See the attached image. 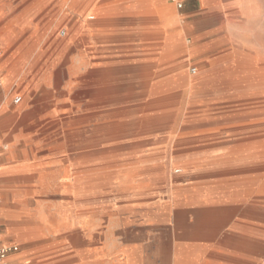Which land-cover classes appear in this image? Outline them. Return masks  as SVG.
<instances>
[{
	"label": "rangeland",
	"instance_id": "1",
	"mask_svg": "<svg viewBox=\"0 0 264 264\" xmlns=\"http://www.w3.org/2000/svg\"><path fill=\"white\" fill-rule=\"evenodd\" d=\"M91 1L0 0V44L62 42L43 67L64 88L39 96L51 106L19 111L23 97L0 85V168H24L0 176L11 243L25 249L26 235L45 264H264V14L213 20L216 44H190L188 29L182 56L155 67L170 69L169 90L101 112L84 102L89 46L72 44L95 21ZM211 206L233 208L211 234L174 218ZM243 234L260 247L238 250Z\"/></svg>",
	"mask_w": 264,
	"mask_h": 264
},
{
	"label": "crops",
	"instance_id": "2",
	"mask_svg": "<svg viewBox=\"0 0 264 264\" xmlns=\"http://www.w3.org/2000/svg\"><path fill=\"white\" fill-rule=\"evenodd\" d=\"M97 4L93 9L95 21L78 25L82 27L83 35L77 43L73 37L72 44L81 42L89 46V68L82 78L84 102L89 110L99 107L101 112L113 98L118 101L134 96L155 98L169 90L174 80L170 69L164 67L157 72L155 67L158 63L167 64L173 56H182L177 44L188 29L190 44H216L214 33L217 28L213 20L264 14L261 0H98ZM175 7L182 9L180 16L192 19L181 22L180 16L175 15ZM53 44L62 42L52 40L45 44L30 35L17 44H0V51L5 54L0 58V85L5 88L2 90L4 94L7 90L18 92L14 98L20 97L21 100L14 105H20L23 97L24 103L19 111L36 113L51 106L41 102L39 96H54L58 90L64 89L57 74L44 73L47 54ZM3 156L7 162L12 160L10 150ZM21 169L24 168H0V176L13 177ZM0 183V186H10L2 179ZM13 218L0 205V246L18 247V252L7 257L8 264H45L33 254V248H30L32 239L25 238L26 235L19 238L26 242L25 249L11 243L17 241L12 238V225H8ZM30 257L32 262L26 263ZM80 264H87V261Z\"/></svg>",
	"mask_w": 264,
	"mask_h": 264
},
{
	"label": "bare ground",
	"instance_id": "3",
	"mask_svg": "<svg viewBox=\"0 0 264 264\" xmlns=\"http://www.w3.org/2000/svg\"><path fill=\"white\" fill-rule=\"evenodd\" d=\"M97 78H99V77H97ZM180 82L184 85H186V83H187L185 81V79L183 81H180ZM98 96H99V94H98ZM166 152L168 153V149H166ZM153 159L154 158L152 156L147 158V160H153ZM165 173L167 175L168 171L166 170ZM7 182H9V181H7ZM249 211L253 212V209L249 208ZM232 212H233V208H229V207H216V206L201 207V208L196 209V210L191 211V212L176 211L174 213V218L178 223H181V222H184V220H186L187 214L190 213L195 220V226L193 228V232H198V233H203V234H211V232L213 230L217 229L218 227H220L221 225L226 223L229 218H231L230 216L233 215ZM168 219H169V212L165 211L164 216H163V221L167 222ZM257 242L264 244V240H261V238L259 241L257 240ZM257 242L252 241L251 238H249L248 236L243 234L240 236V239L238 240L237 249L240 251L245 250L247 247L251 250L252 249H258L260 246H259V244H257ZM184 259L185 260L182 261V264H193V262L190 259H187L186 257ZM119 264H130V260L128 259L126 262H123V263L121 261V263L119 262Z\"/></svg>",
	"mask_w": 264,
	"mask_h": 264
},
{
	"label": "built area",
	"instance_id": "4",
	"mask_svg": "<svg viewBox=\"0 0 264 264\" xmlns=\"http://www.w3.org/2000/svg\"><path fill=\"white\" fill-rule=\"evenodd\" d=\"M191 73L196 74V69H192ZM20 100H21L20 97H16V98H14L13 103L18 104L20 102ZM16 252H18V247H16V246H12V245L0 246V264H8L7 257L11 253H16Z\"/></svg>",
	"mask_w": 264,
	"mask_h": 264
}]
</instances>
